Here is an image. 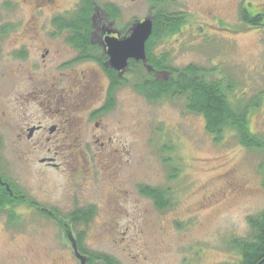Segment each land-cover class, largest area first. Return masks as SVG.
<instances>
[{
    "label": "rangeland",
    "instance_id": "obj_1",
    "mask_svg": "<svg viewBox=\"0 0 264 264\" xmlns=\"http://www.w3.org/2000/svg\"><path fill=\"white\" fill-rule=\"evenodd\" d=\"M80 1L52 0L35 9L34 0H0V32L9 27L0 35V171L29 200L53 211L52 217L26 207L0 212V264H80L60 227L71 213L87 208L93 209L91 220L70 228L75 239L83 236L87 256L118 264L230 262V240L247 237V217L264 209L259 172L264 153L240 146L231 133L215 144L203 118L185 111L183 98L148 102L133 90L134 78L117 91L99 130L88 123L86 111L69 110L78 105L69 98L77 97L79 88L69 90L57 79L55 89H64L58 105L54 94L59 90L48 99L31 100L32 91L57 77L56 66L68 59L57 57V45L45 41L40 26L72 13ZM94 2L103 9L116 7L122 29L153 18L147 0ZM166 7L182 13L186 23L176 34L156 40L152 54L164 55L171 68L194 65L207 72L208 80H227L229 100L248 107L250 131L264 141V27H247L239 18L244 7L262 10L264 0H166ZM29 26L39 42L26 35ZM25 45L29 55L22 60L19 51ZM45 49L50 51L47 62L57 60L49 69L38 58ZM74 69L78 73L84 67ZM26 123L57 124L59 134L38 146L35 137L17 138ZM102 133L107 135L103 151ZM169 148L171 153L164 152ZM45 158L54 159L56 168L38 164ZM173 167L175 178L170 177ZM141 186L164 190L169 206L157 210L141 195Z\"/></svg>",
    "mask_w": 264,
    "mask_h": 264
},
{
    "label": "trees",
    "instance_id": "obj_2",
    "mask_svg": "<svg viewBox=\"0 0 264 264\" xmlns=\"http://www.w3.org/2000/svg\"><path fill=\"white\" fill-rule=\"evenodd\" d=\"M151 4L153 16L152 34L145 44L147 66L151 68V73L147 69L131 62L129 65L128 81L134 78L133 90L144 97L148 102H158L164 98H183L185 111L194 115H199L204 120L206 133L212 137L215 144L222 142L226 133L235 135L240 146L257 150L264 153V141L250 131L248 107L234 105L228 98L231 90L227 80H208L207 72L194 65H189L182 69L171 68L164 55L155 56L152 54L153 43L162 38L170 37L181 29L186 23V17L182 13L170 12L166 7V0H147ZM94 0H82L75 15L68 21L58 19L55 21L58 30H68L74 37L72 44L84 51L89 45L88 36L92 33L91 17L94 14ZM103 9V8H102ZM103 11L111 19H117L119 13L113 6H106ZM240 24L250 28L264 27V7L258 12L249 11L244 7L239 12ZM9 27H2L0 35L8 32ZM153 73V75H152ZM161 73L163 78L154 74ZM160 74V75H161ZM112 99L107 106L108 110L114 107V95L118 89L115 85L117 77L112 74ZM126 81V84L129 82ZM172 152V149H165L164 152ZM165 164L171 165V160L166 159ZM259 172L263 175L264 186V164L260 165ZM178 174L177 168H171V178ZM142 196L149 198L155 208L163 211L169 205L168 193L162 189L146 186L139 187ZM13 206V201L8 192L0 186V210L5 206ZM43 216H50L49 213H40ZM93 209L87 208L74 211L61 224V229L67 231L71 238L70 228L78 224L86 225L93 217ZM9 215V214H8ZM10 217V215H9ZM13 217V221H14ZM249 227V234L245 238H232L229 242L230 262L224 264H264V209L246 219ZM83 236L77 235L76 244L78 253L87 256L81 249ZM73 240V238H72ZM102 262L103 264H118L108 257L98 255H88L86 264Z\"/></svg>",
    "mask_w": 264,
    "mask_h": 264
},
{
    "label": "flooded vegetation",
    "instance_id": "obj_3",
    "mask_svg": "<svg viewBox=\"0 0 264 264\" xmlns=\"http://www.w3.org/2000/svg\"><path fill=\"white\" fill-rule=\"evenodd\" d=\"M52 0H34L35 9H41L45 5H48L51 3ZM82 0L80 3H78L72 11V13H66L63 15H57L51 18L50 25H41V32L44 36L45 41L48 44H56L57 50L55 54H57V57H59L61 54V59L68 56L67 60H64L59 66H56V72L57 77H50L46 78L44 82H41V86L36 88V91H32V94L30 96L31 100L38 101L39 96H44L46 99L50 95H53L52 91L59 90L56 94H54L56 100L59 102L56 103L58 105L60 101L62 100L63 96V90L62 87L60 89H55V83L58 84V82H55V80L58 79L61 84L65 85L67 84L70 86L69 90L71 88H79L78 91L75 93L77 97H71L68 96L71 100H77L78 105H71L69 110L71 112L78 111L77 109L86 111L87 114V121L88 123L93 124V128L96 130H99L102 127V123L100 119L103 117H106L107 114L113 109L108 110L107 106L111 102L112 99V89L114 87V84L112 82V74H114L117 77V82L115 83L116 86H118V90H120L123 86H126V81H128V69L129 65L132 61L128 62V67L123 72H116L115 70L109 68V66L106 65V62L108 60L107 57V47H106V39H117L121 40L122 38L128 36V26H126L124 29H122L118 23L116 22L117 19H111L108 17V14L103 11L102 8H99L95 2L93 3L95 5L94 8V14L91 17V28L92 33L88 36L89 38V45L86 47L84 51L80 50L78 47H76L74 44H72L73 35L70 34L68 30H58L55 25V21L58 19L68 21L69 19L75 15L77 12L79 6L81 5ZM106 7V6H105ZM114 7V6H113ZM116 8V7H114ZM117 10V9H116ZM40 10H37V13H39ZM34 26V25H32ZM27 28L26 35L30 38V41L39 42V35L36 34L33 30L34 28ZM37 28V26H34ZM38 29V28H37ZM126 29V30H125ZM26 42V41H24ZM63 47V52L60 51V48ZM28 47L25 45L22 47V49L19 51V57L22 60L27 59L29 52ZM50 54V51L48 49H45L43 53L39 55L38 58H40V62L44 63L42 65L43 68L49 69L50 66L52 67L53 63L57 62L56 58L53 57L50 62H47V58ZM63 57V58H62ZM38 58L36 60H38ZM136 64H140L141 67L147 69V65H144L143 63L139 62ZM33 68L36 65H30ZM79 66L84 67V69H81L80 71H76V69ZM87 68V69H86ZM66 69H69V72L64 73ZM151 70V69H150ZM147 71L151 73V71ZM161 73H156L154 76L159 77ZM49 75V74H48ZM153 75V73H152ZM77 77V78H76ZM61 79H64L62 81ZM46 90V91H44ZM72 90V89H71ZM116 91V93H117ZM115 93V94H116ZM115 96V95H114ZM61 99V100H60ZM115 100V98H114ZM44 105V104H42ZM115 105V104H114ZM45 106V105H44ZM64 108V106L62 107ZM51 113V111H49ZM58 110H53V113H57ZM59 123L62 124L63 127V121H59ZM59 126L57 124L50 125L48 127H44L41 124H37L34 126H30L28 123L24 124L23 127H21L17 138L23 139L25 137L26 140H32L34 137L37 138V145L42 146V142L49 143L51 138L55 135H57ZM62 131V129H61ZM38 133H47V137L45 139H42L41 137H37L36 134ZM64 133V132H61ZM106 134L102 133L99 134L98 137L102 140L100 141L99 148L103 151L105 150V146L103 141L106 140ZM95 137L94 139H96ZM99 140L96 139V142ZM54 159L45 158L38 160V164L46 165L47 167L56 168L57 165L54 164ZM0 186L3 187L7 192L9 197L13 201V206H5L3 209L0 210V212H7V213H14V208L17 207H26L29 212L33 211L36 213H53V211L45 210L39 205L28 199L26 195L23 194L22 191H20L15 185L12 184L9 180H7L4 175L0 171ZM27 205V206H25ZM60 230L63 234V238L67 240V242L70 244V236L67 233V231H64L63 229ZM71 232V230H70ZM73 242L76 244V239L72 236ZM71 238V239H72ZM72 247V245H71ZM77 248V244H76ZM73 250V249H72ZM78 251V250H77ZM75 256V254H74ZM86 260V259H85Z\"/></svg>",
    "mask_w": 264,
    "mask_h": 264
},
{
    "label": "water",
    "instance_id": "obj_4",
    "mask_svg": "<svg viewBox=\"0 0 264 264\" xmlns=\"http://www.w3.org/2000/svg\"><path fill=\"white\" fill-rule=\"evenodd\" d=\"M153 19L146 17L143 20H136L128 29V36L117 39H106L107 57L106 65L116 72H123L128 67V62L143 63L147 65L145 44L152 34ZM150 68V67H149ZM75 257L80 264H86L76 248L75 242L70 238Z\"/></svg>",
    "mask_w": 264,
    "mask_h": 264
}]
</instances>
